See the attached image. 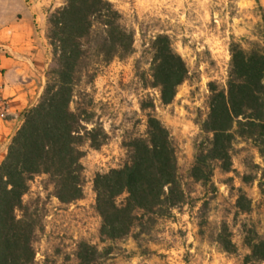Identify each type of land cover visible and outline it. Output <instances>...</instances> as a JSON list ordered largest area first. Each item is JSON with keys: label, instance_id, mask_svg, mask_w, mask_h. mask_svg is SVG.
I'll return each instance as SVG.
<instances>
[{"label": "trees", "instance_id": "trees-1", "mask_svg": "<svg viewBox=\"0 0 264 264\" xmlns=\"http://www.w3.org/2000/svg\"><path fill=\"white\" fill-rule=\"evenodd\" d=\"M46 40L51 59L46 81L36 103L21 114V123L0 161V264H36L35 243L44 230L38 201H25L36 176H46L52 195L62 204L84 197V145L98 149L108 138L97 114L93 86L100 70L116 59L136 52V29L124 21L111 0H61L49 11ZM149 69L136 76L144 88L159 91L161 103L174 101L177 88L189 76L187 62L169 35L152 37L143 55ZM230 65L224 83L210 81L208 112L200 121L203 133L196 143L188 179L181 174L176 144L169 128L154 113L148 95L140 101L146 115L143 133L123 139L126 159L93 178L94 208L99 215L102 243L132 237L139 247L156 239V230L175 210L192 204V183L205 194L217 191V168L233 170V149L240 141H252L264 158V47L249 49L239 42L230 46ZM263 175L258 180L264 195ZM257 178L242 177L244 182ZM204 200L202 208L207 205ZM252 200L242 190L236 202L239 212H249ZM248 252L242 264L264 262V236L256 228L246 230ZM218 242L227 252L235 243L221 232ZM147 250V249H145ZM112 247L81 240L75 259L64 264H105Z\"/></svg>", "mask_w": 264, "mask_h": 264}, {"label": "rangeland", "instance_id": "rangeland-1", "mask_svg": "<svg viewBox=\"0 0 264 264\" xmlns=\"http://www.w3.org/2000/svg\"><path fill=\"white\" fill-rule=\"evenodd\" d=\"M46 1L47 9L61 4V0ZM111 1L122 12L124 21L136 29V52L103 67L93 86L87 87L94 94L97 114L108 138L98 149L88 143L83 147L84 197L62 204L52 195L46 176H36L31 182L25 201H38L45 213L44 230L35 243L36 264L73 261L81 240L99 248L110 245L112 253L105 264H242L248 252L244 243L246 230L256 228L264 236V195L258 185L263 173L256 167L259 164L264 168V158L252 141L235 144L232 171L215 170L217 191L205 194L206 189L200 183H192V204L177 208L173 218L162 220L156 239L143 243L142 247L132 237L114 243L100 241L101 219L94 208L93 178L97 172L124 162L123 139L145 131L146 115L140 101L150 95L155 103L154 113L169 128L176 144L181 174L188 179L196 143L203 137L199 123L208 112V83H224L232 42H239L247 49L255 45L264 47V0ZM30 2L0 0V43H8L10 28ZM160 33L169 35L174 49L189 67L188 79L178 86L174 101L167 105L161 103L158 90L144 88L135 74L138 60L141 70L149 69V54L143 55V49ZM50 62L45 69L44 84ZM35 84L29 104L37 102L44 88V84L40 88L39 78ZM18 117L21 118V113ZM19 125L13 124L5 130L8 134L4 132L0 140V161L12 139L10 135ZM255 175L257 178L251 182L242 180L243 176L250 179ZM241 190L252 200L249 212H239L236 207ZM204 200L208 203L201 209ZM221 232L235 243L234 252L221 247L218 242Z\"/></svg>", "mask_w": 264, "mask_h": 264}, {"label": "crops", "instance_id": "crops-1", "mask_svg": "<svg viewBox=\"0 0 264 264\" xmlns=\"http://www.w3.org/2000/svg\"><path fill=\"white\" fill-rule=\"evenodd\" d=\"M48 5L46 0H31L10 28L8 43H3L8 48L1 57V66L4 69L5 96L10 101V115L7 120L0 121V140L8 127L21 123L18 113L22 114L33 105L29 104V98L37 87L36 78L41 80L40 88L44 84L45 69L51 60L46 53L47 18L55 7L47 9Z\"/></svg>", "mask_w": 264, "mask_h": 264}, {"label": "built area", "instance_id": "built-area-1", "mask_svg": "<svg viewBox=\"0 0 264 264\" xmlns=\"http://www.w3.org/2000/svg\"><path fill=\"white\" fill-rule=\"evenodd\" d=\"M7 46L0 43V121H5L10 115V101L5 96L4 69L1 66V57L6 54Z\"/></svg>", "mask_w": 264, "mask_h": 264}]
</instances>
